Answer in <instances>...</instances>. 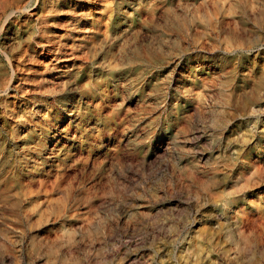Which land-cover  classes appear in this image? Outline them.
<instances>
[{"label":"rangeland","instance_id":"rangeland-1","mask_svg":"<svg viewBox=\"0 0 264 264\" xmlns=\"http://www.w3.org/2000/svg\"><path fill=\"white\" fill-rule=\"evenodd\" d=\"M0 264H264V0H0Z\"/></svg>","mask_w":264,"mask_h":264}]
</instances>
